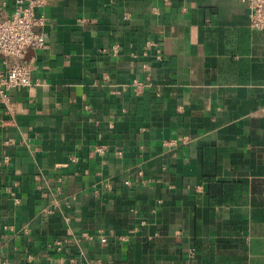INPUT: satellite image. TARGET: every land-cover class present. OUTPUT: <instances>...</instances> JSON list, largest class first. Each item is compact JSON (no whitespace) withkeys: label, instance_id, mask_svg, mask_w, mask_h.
I'll list each match as a JSON object with an SVG mask.
<instances>
[{"label":"crops","instance_id":"obj_1","mask_svg":"<svg viewBox=\"0 0 264 264\" xmlns=\"http://www.w3.org/2000/svg\"><path fill=\"white\" fill-rule=\"evenodd\" d=\"M41 10L35 83L0 96V264H264V28L244 0Z\"/></svg>","mask_w":264,"mask_h":264},{"label":"built area","instance_id":"obj_2","mask_svg":"<svg viewBox=\"0 0 264 264\" xmlns=\"http://www.w3.org/2000/svg\"><path fill=\"white\" fill-rule=\"evenodd\" d=\"M14 1L15 11L9 16L0 17V96L4 101L8 100L9 90L28 87L35 83L34 62L32 58H26V53L30 48L44 47L48 37L45 29L47 17L41 10L45 0ZM244 2L249 9L250 26L254 29H263L264 0H244ZM148 45L155 48L156 59H162L158 44L148 41ZM143 66L147 67L146 64ZM130 86L134 91H138L143 84L134 79ZM96 150L102 152L103 146H98ZM4 161H8V158L4 157ZM125 184H129V180H126ZM157 234L154 232L152 236ZM106 240L105 236L100 235V241Z\"/></svg>","mask_w":264,"mask_h":264}]
</instances>
